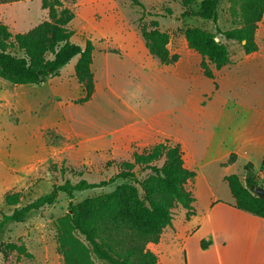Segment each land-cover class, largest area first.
Here are the masks:
<instances>
[{"label":"rangeland","instance_id":"1","mask_svg":"<svg viewBox=\"0 0 264 264\" xmlns=\"http://www.w3.org/2000/svg\"><path fill=\"white\" fill-rule=\"evenodd\" d=\"M240 1L220 0L216 23L183 17L186 6L182 0H139L142 7L130 0L63 1L74 15L68 24L71 41L83 45L90 39L94 45V90L87 102L77 103L84 95L74 72L77 57L57 76L39 85L11 84L0 78V218L65 179H108L119 170L120 162L132 160L134 152H144L150 146L110 144L137 120L138 125L150 124L182 135L188 144L199 142L204 146L216 143V136L231 138L243 124L255 131L259 125L263 127V21L257 24L255 52L245 54L240 43L224 41L230 61L220 69L210 64L214 78L203 75L200 55L187 47L182 34L190 26L212 32L216 25L223 30L240 26ZM46 18L47 9L42 8L41 0H0V23L13 33L25 32ZM152 19L158 21L160 30L169 33L168 48L179 55L177 61L164 64L148 52L140 26L150 28ZM208 100H214L209 109L196 112L194 107L201 101L207 105ZM223 100L230 101L229 111L219 114V102ZM234 103L238 104V113L232 109ZM205 111L215 118L203 114ZM257 152L250 151L253 164L247 169L253 170L252 177L264 188L263 158ZM161 162L162 158L156 164ZM244 162L240 159L232 168L243 182L247 170ZM136 172L138 179L150 173L147 169ZM219 173L211 168L209 178L217 186V194L223 196ZM123 182L133 181L118 178L107 186L74 191L71 198L59 192L52 204L31 211L23 221L7 222L0 232V264H63L55 222L69 211V201L76 203L109 192ZM12 192L19 193L16 205L5 201V195ZM178 210H174L176 216ZM196 238L193 236L187 244L189 257L184 264H220L213 251L201 247V240L197 243ZM8 243L23 244L30 256L8 249ZM238 250H234L233 261L223 257L222 264H243Z\"/></svg>","mask_w":264,"mask_h":264},{"label":"trees","instance_id":"2","mask_svg":"<svg viewBox=\"0 0 264 264\" xmlns=\"http://www.w3.org/2000/svg\"><path fill=\"white\" fill-rule=\"evenodd\" d=\"M63 1L41 0L42 8L47 9V18L25 32L13 33L0 23V78L11 84L39 85L57 76L62 67L77 57L75 77L84 91L77 103L82 104L90 99L94 90L91 70L94 45L90 39L83 45L71 41L68 24L74 15L63 6ZM130 1L142 7L139 0ZM219 2L182 0L186 8L181 15L216 23ZM263 11L264 0H241L240 26L223 30L216 25L213 32L198 26L182 30L187 47L200 55L203 75L214 78L210 64L220 69L230 61L224 41L240 43L245 54L258 49L255 31ZM149 26H140L148 52L164 64L177 61L179 55L168 48L169 33L159 29L156 19L150 20ZM182 154L180 143L165 139L150 145L144 152H134L132 160L120 162L119 170L108 179L96 182L65 179L31 202L3 214L0 232L7 222L23 221L31 211L52 204L59 192L71 198L74 191L107 186L118 178L128 179L133 182L117 184L109 192L76 203L69 201V211L55 222L57 250L63 264H157V255L147 245L159 241L163 230L171 224L176 207L185 210L186 219L194 214V197L187 182L193 179L195 172L184 166ZM160 158L162 162L157 165ZM234 159L235 154H230L222 165ZM262 163L264 165V158ZM244 167L252 168V164L247 162ZM145 169L150 173L142 179L136 178V171ZM224 179L235 200L233 207L264 219V200L253 193L257 186L255 177L244 178L243 182L236 173H230ZM5 201L16 205L19 193H7ZM200 245L206 247L207 241L201 240ZM7 247L30 256L23 244L8 243Z\"/></svg>","mask_w":264,"mask_h":264},{"label":"crops","instance_id":"3","mask_svg":"<svg viewBox=\"0 0 264 264\" xmlns=\"http://www.w3.org/2000/svg\"><path fill=\"white\" fill-rule=\"evenodd\" d=\"M262 21L264 23V11L258 24L260 25ZM207 102L205 105L206 103L201 101L194 107L196 112L208 110L214 100ZM219 103H221L218 106L219 114L229 111L227 105L230 101L223 100ZM232 109L238 113V104L234 103ZM203 114L211 116L212 120L215 118V115L208 111ZM137 121L119 133L115 137L116 140H111L110 144L121 142L126 147L132 143L148 146L172 139L171 141L174 140L181 145L184 166L195 172L193 179L187 182V188L194 197L192 203L194 214L186 219L185 210L181 209V206L176 207L175 209H179L178 215L173 214L171 224L163 230L159 241L147 245L157 255V264L188 263L187 244L195 235L197 243L199 240L207 241L206 248L213 251V256L220 264L223 263V257L227 262L233 261L232 255L236 249H239L238 254L243 264H264V219L233 207L235 200L224 179L226 175L234 173L232 168L236 161L244 159L243 166L247 162L253 164L251 150L257 149L259 156L264 158V124L261 128L259 125L258 131L243 124L234 131L231 138L217 139L216 136L214 138L216 143H207L204 146L199 142L188 144L182 135H173L150 124L138 125ZM215 122L217 124V121ZM230 154H235L234 161L222 165ZM211 168L220 170L218 180L224 189L223 196L217 194L215 190L217 186H214L212 179L209 178ZM199 233L201 234L198 235Z\"/></svg>","mask_w":264,"mask_h":264},{"label":"water","instance_id":"4","mask_svg":"<svg viewBox=\"0 0 264 264\" xmlns=\"http://www.w3.org/2000/svg\"><path fill=\"white\" fill-rule=\"evenodd\" d=\"M242 42H244V41H242ZM253 173H254L253 170L247 169L245 172V178L252 177ZM253 193L264 200V188L262 186H259V185L255 186L253 188Z\"/></svg>","mask_w":264,"mask_h":264}]
</instances>
